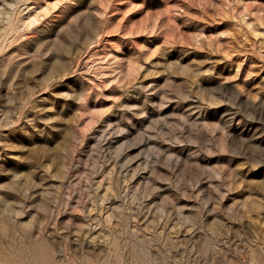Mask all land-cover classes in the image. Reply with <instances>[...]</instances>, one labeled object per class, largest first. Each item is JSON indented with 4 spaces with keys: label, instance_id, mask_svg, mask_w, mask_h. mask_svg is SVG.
I'll return each instance as SVG.
<instances>
[{
    "label": "rangeland",
    "instance_id": "rangeland-1",
    "mask_svg": "<svg viewBox=\"0 0 264 264\" xmlns=\"http://www.w3.org/2000/svg\"><path fill=\"white\" fill-rule=\"evenodd\" d=\"M264 264V0H0V264Z\"/></svg>",
    "mask_w": 264,
    "mask_h": 264
},
{
    "label": "bare ground",
    "instance_id": "bare-ground-1",
    "mask_svg": "<svg viewBox=\"0 0 264 264\" xmlns=\"http://www.w3.org/2000/svg\"><path fill=\"white\" fill-rule=\"evenodd\" d=\"M21 264V263H20ZM28 264H38L37 263V259L36 258H33L30 260V262Z\"/></svg>",
    "mask_w": 264,
    "mask_h": 264
}]
</instances>
